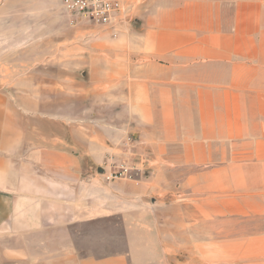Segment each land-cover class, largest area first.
Returning a JSON list of instances; mask_svg holds the SVG:
<instances>
[{"label":"crops","instance_id":"obj_1","mask_svg":"<svg viewBox=\"0 0 264 264\" xmlns=\"http://www.w3.org/2000/svg\"><path fill=\"white\" fill-rule=\"evenodd\" d=\"M142 1L130 51L89 53L99 76L80 92L122 115L31 134L0 87V264H165L167 233L162 262L155 232L138 226L169 194L177 252L206 248L215 264L223 214L240 225L225 251L264 264V0ZM247 157L255 180L239 179ZM125 158L140 174L108 180Z\"/></svg>","mask_w":264,"mask_h":264},{"label":"rangeland","instance_id":"obj_2","mask_svg":"<svg viewBox=\"0 0 264 264\" xmlns=\"http://www.w3.org/2000/svg\"><path fill=\"white\" fill-rule=\"evenodd\" d=\"M131 2L134 9L129 12L128 22L120 36L114 38L110 32L95 26L86 18L69 14L62 0H0V87L7 91L17 107L26 132L67 133L72 127H79L77 123H74L75 126L67 125L66 121L70 119L86 116L93 120L99 117L107 122L116 114L122 115L127 111L102 108L103 103L99 102L101 97L96 92L89 95L80 92L95 85L99 76L96 68L90 72L87 70L89 53H97V50L102 52V49L109 53L130 51L129 38L140 28L143 20L138 14V6L143 1ZM83 105L89 107L82 108L85 107ZM88 123L89 133L95 132V127L101 128L93 121ZM109 127L104 126V130ZM128 135L134 138L132 132ZM254 159H243L248 169L246 173H240L239 179L255 180V167L251 166ZM125 160L129 162L127 158ZM130 164L136 166L135 162ZM138 172L134 174L138 176ZM144 175L151 174L147 172ZM174 200V194H169L167 199L162 196L161 205L158 204V220L141 222L139 231L155 232L157 242L153 243L159 246V260L163 262L164 229L168 243L165 264H181V261L183 264H207L206 248H201L199 252H192L188 247H184L182 253L176 251ZM165 201L167 205H163ZM222 217L223 214H217L215 222V264H230L233 258L236 264L238 254H232L229 250L226 252L224 241L231 239L225 236L226 232L230 234L233 229H240L239 221L232 223ZM145 224L152 228L145 227ZM206 232V229L200 228L198 237L206 239ZM147 241L150 244V239ZM189 243L185 237L184 246Z\"/></svg>","mask_w":264,"mask_h":264},{"label":"built area","instance_id":"obj_3","mask_svg":"<svg viewBox=\"0 0 264 264\" xmlns=\"http://www.w3.org/2000/svg\"><path fill=\"white\" fill-rule=\"evenodd\" d=\"M65 10L74 16H82L95 26L118 38L128 22L129 12L134 9L131 0H62ZM128 141H132L128 137ZM136 166L123 161L113 164L107 179L134 178Z\"/></svg>","mask_w":264,"mask_h":264},{"label":"water","instance_id":"obj_4","mask_svg":"<svg viewBox=\"0 0 264 264\" xmlns=\"http://www.w3.org/2000/svg\"><path fill=\"white\" fill-rule=\"evenodd\" d=\"M100 171H101V169H100Z\"/></svg>","mask_w":264,"mask_h":264}]
</instances>
